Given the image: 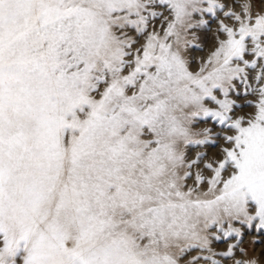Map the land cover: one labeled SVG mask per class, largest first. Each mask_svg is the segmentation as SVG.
I'll return each mask as SVG.
<instances>
[{
    "label": "snow or ice",
    "instance_id": "snow-or-ice-1",
    "mask_svg": "<svg viewBox=\"0 0 264 264\" xmlns=\"http://www.w3.org/2000/svg\"><path fill=\"white\" fill-rule=\"evenodd\" d=\"M252 230L264 0H0V264H264Z\"/></svg>",
    "mask_w": 264,
    "mask_h": 264
},
{
    "label": "rangeland",
    "instance_id": "rangeland-1",
    "mask_svg": "<svg viewBox=\"0 0 264 264\" xmlns=\"http://www.w3.org/2000/svg\"><path fill=\"white\" fill-rule=\"evenodd\" d=\"M215 30H216L215 21H212L207 26L194 29V32L198 37L196 43L200 45V47H191L189 49L188 55L194 61L193 66H195L196 63H198L200 57L207 56L209 51L215 46V41H214ZM241 110L251 111V109L246 106L243 107L242 109H237V111H241ZM210 123L211 121H208V124ZM197 126L203 127L205 126V123L201 122ZM217 150H218V146H208L207 148L189 147L188 156L190 158H194L196 152L207 151L209 158H211L214 156ZM189 183H191V181H189ZM254 236L258 241L255 244L252 243ZM261 240H264V233H255L254 230H252L244 236V243L241 246L247 248L250 254L259 255L261 249L264 248V243L259 242ZM213 247L215 250L221 251L226 247V245L224 242H217L213 244ZM253 249H255V252H253ZM195 254H196L195 252L191 253V255H195ZM200 264H205V262L201 261Z\"/></svg>",
    "mask_w": 264,
    "mask_h": 264
}]
</instances>
